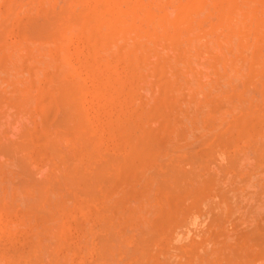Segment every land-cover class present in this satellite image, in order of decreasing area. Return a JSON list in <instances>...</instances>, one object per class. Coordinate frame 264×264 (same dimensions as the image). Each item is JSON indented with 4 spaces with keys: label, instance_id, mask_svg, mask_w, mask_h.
<instances>
[{
    "label": "rangeland",
    "instance_id": "374dc122",
    "mask_svg": "<svg viewBox=\"0 0 264 264\" xmlns=\"http://www.w3.org/2000/svg\"><path fill=\"white\" fill-rule=\"evenodd\" d=\"M181 1L0 0V264H264V0Z\"/></svg>",
    "mask_w": 264,
    "mask_h": 264
},
{
    "label": "bare ground",
    "instance_id": "6f19581e",
    "mask_svg": "<svg viewBox=\"0 0 264 264\" xmlns=\"http://www.w3.org/2000/svg\"><path fill=\"white\" fill-rule=\"evenodd\" d=\"M182 1H183V0H182ZM182 1H181V2H182ZM83 2H84V1H83ZM153 3H154V2H153ZM181 4H182V3H181ZM181 4H180V5H181ZM184 4H185V3H184ZM155 6H156V5H155ZM168 6L170 7V5H168ZM178 6H179V5H178ZM184 6H185V5H184ZM129 7H130V6H129ZM161 7H162V6H161ZM144 8H145V6H144ZM178 8H179V7H178ZM188 8H189V7H188ZM233 8H234V7H233ZM85 9H86V8H85ZM150 10H151V9H150ZM180 11H181V10H180ZM153 12L155 13V11H153ZM165 12H166V10H165ZM136 13H137V12H136ZM167 13H168V12H167ZM197 13H198V12H197ZM197 13H196V14H197ZM163 14H164V13H163ZM168 14H169V13H168ZM200 14H201V13H200ZM137 15H138V14H137ZM194 15H195V13H194ZM219 15H220V14H219ZM254 15H255V14H254ZM160 16H162V15H160ZM198 16H199V15H198ZM259 16H260V15H259ZM136 17H138V16H136ZM136 17H135V18H136ZM167 17H168V16H167ZM167 17L165 16V17H164L165 19H163V20H165V23L169 22L170 19L172 18V17L170 16L171 18L168 19V21H167ZM199 17H200V16H199ZM240 17H241V16H240ZM116 18H117V17H116ZM162 18H163V17H162ZM162 18H161V20H162ZM223 19H224V18H223ZM152 20H153V19H152ZM152 20H151V21H152ZM176 20H177V19H176ZM137 21H138V20H137ZM166 21H167V22H166ZM172 21H173V19H172ZM229 21H230V20H229ZM249 21H250V20H249ZM51 22H52V21H51ZM68 22H69V20H68ZM134 22H135V21H134ZM247 22H248V21H247ZM62 23H63V22H62ZM69 23H71V21H70ZM160 23H162V22H160ZM169 23H170V22H169ZM120 24H121V23H120ZM140 24H141V23H140ZM53 25H54V24H53ZM58 25H59V24H58ZM68 25H69V24H68ZM71 25H72V23H71ZM117 25H118V23H117ZM156 25H157V24H156ZM167 25H168V23H167ZM63 26H64V25H63ZM192 26H193V25H192ZM67 27H68V26H67ZM113 27H115V26H113ZM118 27H119V26H118ZM154 27H155V26H154ZM159 27H160V25H159ZM132 28H133V27H132ZM163 28H164V27H163ZM180 28H181V27H180ZM65 29H66V28H65ZM127 29H128V28H127ZM133 29H134V28H133ZM160 29H161V28H160ZM55 30H56V29H55ZM166 30H167V29H166ZM156 31H157V30H156ZM159 31H160V30H159ZM235 31H236V30H235ZM238 31H239V30H238ZM146 32H147V31H146ZM142 33H143V32H142ZM182 34H183V33H182ZM52 35H53V33H52ZM137 35H138V34H137ZM140 35H141V34H140ZM166 35H167V34H166ZM254 35H255V34H254ZM53 36H54V35H53ZM159 36H160V35H159ZM255 36H256V35H255ZM259 36H260V35H259ZM136 37H137V36H136ZM142 37H143V36H142ZM142 37H141V38H142ZM167 37H168V36H167ZM195 37H197V36H195ZM145 38H147V37H145ZM158 38H160V37H158ZM162 38H163V37H162ZM179 38H180V36H179ZM189 38H191V37H189ZM244 41H245V40H244ZM172 42H173V41H172ZM217 43H218V42H217ZM190 51H192V50H190ZM219 60H220V59H219ZM214 63H215V62H214ZM208 65H209V64H208ZM253 66H254V65H253ZM226 76H227V75H226ZM71 85H72V83H71ZM73 85H74V84H73ZM75 85H76V84H75ZM188 86H189V85H188ZM73 87H75V86H73ZM81 88H82V87H81ZM75 89H76V88H75ZM77 91H78V90H77ZM72 95H73V94H72ZM72 98L74 99V96H73ZM80 100H82V99H80ZM78 108H80V105H79ZM80 112H83V111L80 110ZM80 114H81V113H80ZM81 116H82V115H81ZM80 118H81V117H80ZM76 120H77V119H76ZM84 123H85V122H84ZM79 128H80V127H79ZM83 128H84V126H83ZM6 150H7V149H6ZM24 161H25V160H24ZM27 163H28V162H27ZM26 166H28V165H26ZM22 168H23V167H22ZM95 168H96V167H95ZM21 170H23V169H21ZM24 171H26V170H24ZM98 171H99V170H98ZM173 171H174V170H173ZM27 172H28V171H27ZM170 174H171V173H170ZM178 175H179V174H178ZM93 176H94V175H93ZM180 176H181V175H179V177H180ZM66 177H67V176H66ZM181 177H182V176H181ZM70 179H71V178H70ZM70 179H68V180H70ZM59 180H60V179H59ZM59 180H58V181H59ZM62 181H63V180H62ZM71 182H72V181H71ZM54 183H55V181H54ZM77 183H78V182H77ZM60 184H61V183H60ZM62 184H63V183H62ZM73 184H74V183H73ZM71 186H72V185H71ZM81 190H82V188H81ZM138 234H139V233H138ZM140 235H141V234H140ZM140 235H139V236H140ZM120 237H121V236H120ZM137 237H138V236H137ZM140 237H142V236H140ZM138 239H139V237H138ZM140 239H141V238H140ZM145 239H146V238H145ZM118 240H119V239H118ZM141 240H142V239H141ZM147 240H149V239L147 238ZM101 242H102V241H101ZM120 242H121V241H120ZM120 242H119V243H120ZM124 242H125V241H124ZM144 242H145V241H144ZM136 243H137V242H136ZM139 243H140V242H139ZM140 244H141V243H140ZM143 244H144V243H143ZM121 245L124 246L122 243H121ZM142 247H143V246H142ZM130 250H132V249L130 248ZM130 250H129V251H130ZM145 250H146V249H145ZM129 251H128V252H129ZM137 251H138V250H137ZM137 251H136V252H137ZM136 252H135V253H136ZM129 253H130V252H129ZM142 254H144V253H142ZM133 255H134V254H133ZM126 256H127V255H126ZM148 256H149V255H148ZM131 257H132V256H131ZM134 260H135V259H134ZM142 261H143V260H142ZM142 261H141V262H142ZM135 262H136V261H135ZM136 263H137V262H136ZM138 264H139V263H138Z\"/></svg>",
    "mask_w": 264,
    "mask_h": 264
}]
</instances>
